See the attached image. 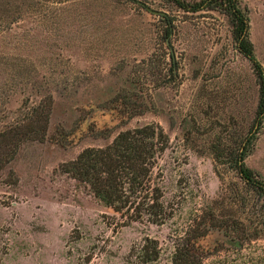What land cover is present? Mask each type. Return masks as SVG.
I'll use <instances>...</instances> for the list:
<instances>
[{
    "label": "rangeland",
    "instance_id": "374dc122",
    "mask_svg": "<svg viewBox=\"0 0 264 264\" xmlns=\"http://www.w3.org/2000/svg\"><path fill=\"white\" fill-rule=\"evenodd\" d=\"M239 2L264 71V0ZM258 94L221 10L186 13L165 0H0V129L24 103L51 99L50 135L58 127L73 138L94 109L118 98L132 108L126 119L97 115L74 144L21 146L0 171V264H172L206 218L239 240L189 264H264V204L228 163L248 145L245 163L264 183ZM146 125L165 136L149 176L159 215L120 217L60 170L82 149Z\"/></svg>",
    "mask_w": 264,
    "mask_h": 264
},
{
    "label": "trees",
    "instance_id": "16d2710c",
    "mask_svg": "<svg viewBox=\"0 0 264 264\" xmlns=\"http://www.w3.org/2000/svg\"><path fill=\"white\" fill-rule=\"evenodd\" d=\"M186 13H198L204 10H221L231 24V38L234 47L251 62L259 85L258 101L255 111L256 121L261 123L264 117V71L256 60L254 47L248 38V18L239 0H165ZM167 23L168 20L166 19ZM167 34L169 30L167 28ZM115 99L108 108H96L80 126L77 135L82 136L84 128L90 125L95 129L97 115L115 113L124 119L131 116V104ZM51 102L40 101L22 106L20 113L3 129H0V171L17 155L21 146L32 140H50L61 145L74 144L79 137L64 134L58 127L53 135L49 133ZM133 111V110H132ZM118 118V117H117ZM261 119V120H259ZM91 121V122H90ZM100 132V131H99ZM253 137H247L250 143ZM164 141V142H163ZM165 136L158 127L146 125L118 132L111 142L101 147H86L75 158L60 165V170L81 185L104 206L113 210L120 217L128 215L130 219H139L141 214L159 215L163 207L158 203L161 197L158 188L151 186L150 173L154 166L156 153L163 151ZM162 144V145H161ZM216 149V146L214 147ZM249 146L242 144L234 159L229 160V167L235 169L243 181L254 189L264 204V183L258 174L250 169L245 158ZM217 161L222 153L215 150ZM215 155V154H214ZM131 212V216H129ZM238 236L231 226L213 223L206 218L198 226V232L178 247L172 258V264H189L202 258L223 244H237Z\"/></svg>",
    "mask_w": 264,
    "mask_h": 264
},
{
    "label": "water",
    "instance_id": "95a60500",
    "mask_svg": "<svg viewBox=\"0 0 264 264\" xmlns=\"http://www.w3.org/2000/svg\"><path fill=\"white\" fill-rule=\"evenodd\" d=\"M150 11H154V10H150ZM154 13H157V11H154Z\"/></svg>",
    "mask_w": 264,
    "mask_h": 264
}]
</instances>
